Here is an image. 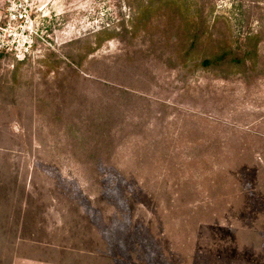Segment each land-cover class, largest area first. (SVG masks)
Returning <instances> with one entry per match:
<instances>
[{
    "label": "rangeland",
    "instance_id": "374dc122",
    "mask_svg": "<svg viewBox=\"0 0 264 264\" xmlns=\"http://www.w3.org/2000/svg\"><path fill=\"white\" fill-rule=\"evenodd\" d=\"M0 33V264H264V0H0Z\"/></svg>",
    "mask_w": 264,
    "mask_h": 264
},
{
    "label": "built area",
    "instance_id": "2783aa9c",
    "mask_svg": "<svg viewBox=\"0 0 264 264\" xmlns=\"http://www.w3.org/2000/svg\"><path fill=\"white\" fill-rule=\"evenodd\" d=\"M22 8H17V4L16 3H11V8H9L8 11V15H7V19H8V23H13V22H19V21H24L27 17L25 14L24 10H21ZM10 25H6L4 27H2V30L5 31H13V29L11 27H9ZM20 27H22L20 25ZM0 35H3L0 33Z\"/></svg>",
    "mask_w": 264,
    "mask_h": 264
}]
</instances>
